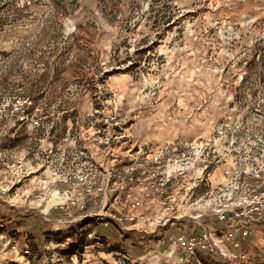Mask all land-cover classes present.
<instances>
[{
    "label": "rangeland",
    "instance_id": "1",
    "mask_svg": "<svg viewBox=\"0 0 264 264\" xmlns=\"http://www.w3.org/2000/svg\"><path fill=\"white\" fill-rule=\"evenodd\" d=\"M24 99L32 105L13 112ZM57 106H79L73 131L96 128V147L119 148L115 168L125 187L138 190L131 191L137 206L152 201L159 218L182 222L133 234L123 219L116 226L130 236L126 251L110 252L120 243L97 240L98 231L77 224L60 237L37 210L22 207L19 214L36 216H17L9 209L19 204L17 183L8 189L6 182L0 264H264L247 237L243 244L230 237L233 256L215 254V261L178 242L201 227L220 241L203 219L257 207L264 193V0H0V153L16 157L36 121L50 125ZM135 112L180 120L186 140L136 155L128 139ZM26 149L33 155L35 144ZM70 168L81 169L80 162ZM12 253L15 259L6 258Z\"/></svg>",
    "mask_w": 264,
    "mask_h": 264
},
{
    "label": "crops",
    "instance_id": "2",
    "mask_svg": "<svg viewBox=\"0 0 264 264\" xmlns=\"http://www.w3.org/2000/svg\"><path fill=\"white\" fill-rule=\"evenodd\" d=\"M116 81L121 82L120 78L113 82ZM120 88L121 86L118 85V89L114 87L112 90L111 100L114 108L121 99ZM49 92L46 91V93ZM73 94L74 92L65 96H73ZM65 96L64 98H66ZM81 96L84 97V95ZM82 97L79 98L82 99ZM51 109L52 123L50 125L40 123L41 127H37L33 131V135L24 141L16 157L6 150L0 153V184L6 182L12 184V186L6 185L10 189L17 183V193L15 194L19 204L18 206L11 204L10 207L19 209L27 206L31 210H37L41 219L47 223L50 233L56 232L60 237L64 235L66 238L68 237L67 234L60 233L77 224L81 228L80 231L87 228L93 230V234L101 226H107L109 223L120 225L123 219L131 223L129 227L133 231L137 229L145 231V227H152L153 225L159 227L169 223L181 224L183 218L180 217L159 218L160 207L159 205L154 206L152 201H150L151 204H148V208L139 204L137 206L134 203L131 191L139 194L138 190L125 187L120 181L122 176L120 170L115 168V163L120 162V154H116V149L119 148L100 150L98 144L96 147L94 142H97V138L95 135L100 133L96 128H81L82 134L81 132L78 133V129L73 131V127H77L78 124L71 122L70 116L79 111V106H57L56 111ZM48 118L45 117L44 119ZM181 125L180 120H171L165 113L144 114L135 112L133 123L128 129V139L129 142L133 143L132 148L135 149L136 155H139L143 148L154 152L155 149L174 144V142L185 141L187 131H183ZM29 134H31L30 131ZM31 143H34L36 148L33 155L28 153L26 149V146ZM76 160L80 162L81 169L83 168L85 172L83 169L74 171L70 168V165ZM80 176L84 177L83 182L79 180ZM44 184H46L45 187ZM127 188V192H123ZM80 194L87 197L85 203L76 202L72 205L70 201L79 199L77 195ZM123 195H125L124 199L122 198ZM127 195L128 197H126ZM30 196L33 198L31 201H29ZM60 196L63 197L60 198ZM51 198L53 199L51 200ZM56 198L62 199V202H58L55 206V204H51V201ZM81 209H85L86 213L75 217L74 214ZM148 210L150 213L144 217L143 214ZM259 216L255 213L252 217H237L232 212L225 215L223 222L217 214H213L211 218H204L203 222L212 225L210 232L214 231L213 233L217 234L223 249L230 255L233 256L234 251L229 244V235L233 240L236 239L242 244V240L247 237L251 244L255 243L254 248L258 255H264V216H262L263 220H260L262 218ZM200 223L196 222V224L201 225ZM248 230L255 231V234H250ZM202 232L201 227L198 231L199 236L205 234ZM258 235L260 236L257 239ZM52 236L49 234V238ZM88 236L91 234L89 233ZM94 236L97 240L101 239L97 233ZM60 239L62 240V238ZM234 245H238V242ZM249 247L252 248V245ZM14 254H8L6 258L15 259ZM16 260L18 262V259Z\"/></svg>",
    "mask_w": 264,
    "mask_h": 264
},
{
    "label": "built area",
    "instance_id": "3",
    "mask_svg": "<svg viewBox=\"0 0 264 264\" xmlns=\"http://www.w3.org/2000/svg\"><path fill=\"white\" fill-rule=\"evenodd\" d=\"M31 105H32V101L30 99H24L23 101H17L16 104L13 105L14 106L13 112L18 111L22 107L31 106ZM35 125L40 126V122L36 121ZM116 138L118 137L116 136ZM177 149H178L177 147L174 148V150H177ZM79 180L83 182L84 177L80 176ZM45 186L46 184H44V187ZM257 199H258L257 207L247 209L249 206H246V208L239 209L240 211L238 212H236V210H232V212L237 217H252L255 213L259 214L260 216H264V193H262ZM70 202L72 205H74L76 204L77 201L75 199V200H71ZM217 215L219 216L221 221L223 222L225 221V215H226L225 210L224 211L222 209L218 210ZM226 224L228 225V222H226ZM229 237H231V235H229ZM178 242H179V246L187 250L191 255H195L196 251L198 249H201V250H204L205 252L216 254L222 258H227L226 251L223 249L221 242L217 238L212 236L210 233H205L202 236L193 237V238L180 237L178 239ZM237 246L239 245H236L235 247ZM26 253H29V252H26Z\"/></svg>",
    "mask_w": 264,
    "mask_h": 264
},
{
    "label": "trees",
    "instance_id": "4",
    "mask_svg": "<svg viewBox=\"0 0 264 264\" xmlns=\"http://www.w3.org/2000/svg\"><path fill=\"white\" fill-rule=\"evenodd\" d=\"M10 210H12L17 216L19 217H35L36 214L34 212H30V214H27V215H21L19 214V209L18 208H14V207H9ZM22 212V211H21ZM174 224H179V223H170L168 225H174ZM101 227H104V226H101ZM106 228H99L98 229V232H97V235L98 237L102 238L103 240H106L108 237L111 238L113 241L115 242H119L120 245L117 247V248H114V247H110L108 248V251L110 252H116V251H121V252H125L126 250H124V248L126 247L125 246V241L129 239V234L125 233L124 231L123 232H120L117 228L116 225H113L112 223H109L107 226H105ZM102 229V230H100ZM104 231V232H102ZM199 231V229L197 230ZM136 232L133 231V234H135ZM195 236H199V235H194ZM182 237V236H180ZM136 243H133V245H135ZM141 256V255H140ZM207 258L210 260V261H215V259L217 257H215V254L213 253H210L207 254ZM223 264V263H222Z\"/></svg>",
    "mask_w": 264,
    "mask_h": 264
}]
</instances>
